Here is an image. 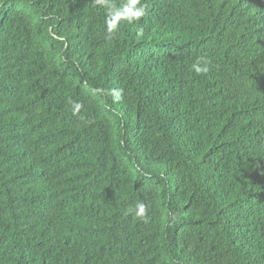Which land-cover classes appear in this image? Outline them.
<instances>
[{
  "label": "trees",
  "instance_id": "1",
  "mask_svg": "<svg viewBox=\"0 0 264 264\" xmlns=\"http://www.w3.org/2000/svg\"><path fill=\"white\" fill-rule=\"evenodd\" d=\"M141 2L0 0V264H264V0Z\"/></svg>",
  "mask_w": 264,
  "mask_h": 264
},
{
  "label": "clouds",
  "instance_id": "2",
  "mask_svg": "<svg viewBox=\"0 0 264 264\" xmlns=\"http://www.w3.org/2000/svg\"><path fill=\"white\" fill-rule=\"evenodd\" d=\"M97 3L108 9L106 27L110 36L118 31L121 22L132 24L140 21L147 14L141 0H128L122 7L112 5L109 0H97ZM192 68L197 74L206 73L209 70L207 64L202 67L200 63L193 64ZM76 109H79V105H76ZM133 211L135 215L143 217L146 215V206L143 202H137Z\"/></svg>",
  "mask_w": 264,
  "mask_h": 264
}]
</instances>
